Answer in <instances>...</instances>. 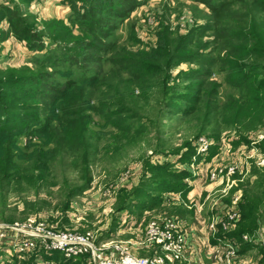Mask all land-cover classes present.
I'll use <instances>...</instances> for the list:
<instances>
[{
  "label": "rangeland",
  "instance_id": "374dc122",
  "mask_svg": "<svg viewBox=\"0 0 264 264\" xmlns=\"http://www.w3.org/2000/svg\"><path fill=\"white\" fill-rule=\"evenodd\" d=\"M239 1L228 6L229 0L205 4L196 0H0V92L15 80L25 95H31L18 101L29 108L39 105L29 113L44 122L55 90L73 84L85 91V113L90 117L89 182L80 180L81 162L75 163L76 171L66 156L55 160L44 183L20 184L13 174H0V228L35 222L58 233L92 232L100 244L131 240L135 235L119 226L115 234L109 232L114 219L129 218L132 214L125 211L130 210L143 214L145 210L131 205L152 192L149 184L158 182L159 174L195 170L193 158L188 161L200 140L214 146L213 155L218 154L214 163L223 165L215 168L228 171L234 166L232 179L260 183L264 124L252 131L229 124L241 107L238 104L248 102L246 89L235 83L232 63L240 61L244 65L240 68L246 69V62L252 61L240 60L241 46L231 40L232 28L249 31L253 26ZM210 5L220 11L214 12ZM87 9L97 21L95 35L79 22ZM202 27L207 28L205 33L184 53L176 51L180 39ZM130 62L142 63L146 77L135 76ZM192 92L200 97L198 104L190 103ZM8 102L16 105L14 98ZM100 104L107 110H92ZM108 111L115 119H126L131 131L114 127L106 117ZM29 136H34L31 130L18 137L19 143L25 145ZM2 139L12 166L34 165L31 154L27 162L16 161L15 145L9 144L16 135L5 133ZM214 181L221 183L222 177ZM218 189L212 195L219 196ZM150 213L143 214L146 220L134 227L143 239L155 217ZM263 226L264 216L258 232L244 235L243 241L264 250V242H257ZM229 227H235V222ZM6 235L0 264H91L85 256L67 258L53 252L45 259L36 251L17 252L16 242L24 237L11 229ZM234 245L242 246L237 241ZM259 256L256 250L248 257ZM262 260L264 264V254Z\"/></svg>",
  "mask_w": 264,
  "mask_h": 264
},
{
  "label": "trees",
  "instance_id": "16d2710c",
  "mask_svg": "<svg viewBox=\"0 0 264 264\" xmlns=\"http://www.w3.org/2000/svg\"><path fill=\"white\" fill-rule=\"evenodd\" d=\"M202 3H210L216 0H196ZM236 0H229L228 6H234ZM242 3V10H246L249 16V23L252 24L251 29L246 31L239 26L232 28V42L240 44V48L243 51V57L240 60H252L246 62V69H241L244 66L240 61H234L232 63V69L235 73V83L246 89L248 95L247 104H238V111L235 114L233 120H230L233 127L237 125L242 126L243 130H254V127L262 126L264 124V24H261L257 17L263 16L264 18V0H240ZM212 6V5H210ZM224 6V5H222ZM227 6V5H226ZM224 6V7H226ZM214 12L220 11L219 7L212 6ZM88 10V9H87ZM115 11V10H114ZM80 18L79 22H84L87 29L94 35L97 27V21L92 11H87L86 16ZM100 24H98L99 26ZM206 27L198 31L193 30L189 36H186L179 40L177 52L184 53L188 46L193 44L194 39L200 38L205 33ZM236 60H238L236 58ZM131 69L135 76L146 77V71H144V65L142 63L130 62ZM73 84H67L62 90H55V96L50 98V105L47 109V116L44 122H41L29 110H38L39 105H34L31 108L29 106L24 107L18 100L30 99L31 95H25L21 86L18 83L15 84V80L10 84L5 85L3 91L0 92V174H13V178L20 184H38L44 183L50 178L51 165L55 163L59 157H68L69 161H72L73 168L77 169L75 163L81 162L83 168L80 170L83 174L80 176V180L88 181L89 175V158H88V120L90 117L86 115L85 109L87 105V97L85 91L81 88H73ZM8 89V93H6ZM39 89V87H37ZM190 103L198 104L200 97L195 95L194 92L190 93ZM188 97V96H187ZM14 98L15 104L8 102V100ZM180 100H186L184 97H180ZM93 111H100L101 113L107 110L105 104H100L98 109L93 108ZM241 111V113H239ZM106 117L112 122V125L117 129L130 132V125L125 119H115L111 112H106ZM245 114V115H239ZM239 115V116H238ZM255 120V125L252 126V121ZM248 121V122H247ZM245 122H247L245 124ZM32 131L34 136H29L26 139L25 145H21L18 141V137L27 131ZM136 133H141L142 130L138 129ZM7 133L8 136L16 135V141L10 139L16 149V161L22 160L27 162L30 158V154L33 155L30 162L34 165H24L23 163L12 166L10 162L11 156H9L6 150V143L3 141V135ZM16 142V143H15ZM216 151V150H215ZM264 152V151H263ZM195 156V149L190 153L188 162L192 161ZM43 160V161H42ZM42 161V162H41ZM158 182H151L149 186H152V192L142 195V199L137 202L136 206L140 210L161 208L163 205L162 195L168 192H178L181 195L185 194L189 190L188 181L193 177L188 171H182L180 173L174 171H164ZM29 177V178H28ZM264 177V173L260 175V179ZM156 178V177H155ZM155 180V179H154ZM34 187V185H31ZM239 187L243 194L238 205L240 216L235 221V229L228 233L229 237H232L240 243L242 246L248 245L243 241L244 235L253 236L260 229V220L264 216V179L258 184H250L242 182ZM77 190V189H76ZM75 191V189H74ZM71 192L70 194L74 193ZM146 192V189H145ZM70 196V195H69ZM148 200L149 203H145ZM137 208V209H138ZM166 209L164 207L161 210ZM170 212V211H169ZM173 212V211H171ZM165 217H177L173 216ZM231 228V227H230ZM250 247L252 245H249ZM246 247V246H245ZM264 252V250L262 249ZM54 256H61L60 253H53ZM45 259H50V255L44 254ZM54 258V257H53Z\"/></svg>",
  "mask_w": 264,
  "mask_h": 264
},
{
  "label": "crops",
  "instance_id": "0c3cea01",
  "mask_svg": "<svg viewBox=\"0 0 264 264\" xmlns=\"http://www.w3.org/2000/svg\"><path fill=\"white\" fill-rule=\"evenodd\" d=\"M212 149H214V146L211 147V150L203 159L198 158V161L192 162L191 165H196V169H191L192 171L189 172L193 178L188 181L189 190L185 196L178 192L164 193L162 195L164 200L162 207L166 209L161 210V207L150 210L147 208L143 214L145 215L151 211L150 214L155 216L151 219L173 216L174 214L178 216L181 227L187 233L188 249L185 253L184 261L174 264H263L262 257L264 252H262V248L254 245L251 247L245 245L246 247L241 246V248L235 249V240L228 236V233L235 228L223 225L224 221L226 222L227 215L234 211H239L238 205L243 194L239 185L242 182L236 178L232 179L230 176H226L227 179L222 178L223 182L221 181V183L213 182L210 171L217 166L223 165L214 163L218 154L213 155ZM209 180L213 183H210ZM217 187H219L218 191L221 194L216 197V195L212 194ZM131 207L138 208L136 204L131 205ZM125 212L132 215L127 219L115 218V223L112 227L115 232H113L112 228V231L109 232L115 234L117 226H119V229L123 228L128 234L135 235L131 240L118 242L130 244L131 251L140 257H151L155 250L144 245V234L139 236L137 229L134 228L137 227V221L146 220L145 216L140 211L135 213L137 212L136 210ZM205 214H208V218L205 217ZM214 222H218L215 231L211 228V224ZM134 239L137 240L133 241ZM234 249L235 254H233ZM256 250L260 254L256 260L248 257Z\"/></svg>",
  "mask_w": 264,
  "mask_h": 264
},
{
  "label": "built area",
  "instance_id": "2783aa9c",
  "mask_svg": "<svg viewBox=\"0 0 264 264\" xmlns=\"http://www.w3.org/2000/svg\"><path fill=\"white\" fill-rule=\"evenodd\" d=\"M261 139L264 137L261 136ZM212 145L205 140H200L196 145L193 161L203 159L209 153ZM226 176L235 175L237 168H227ZM222 168H214L211 172L212 179L224 177ZM239 211L227 215L228 221L224 226H229L239 218ZM218 222L211 224L212 230H216ZM11 229L17 235H22V241L16 242V251H36V254L58 252L67 258L87 257L91 264H174L185 258L187 251V234L176 217H162L151 219L146 226L144 245L155 250L151 257H140L131 251L128 243L110 242L98 243V236L92 232L84 235L72 233H58L49 230L44 224L35 222L27 225L16 224L13 227L0 228V253L6 240V230ZM264 242V226L259 234ZM259 237L256 239L258 240ZM247 239V236L244 237ZM264 245V244H263ZM236 249V248H235ZM235 249L233 254H235Z\"/></svg>",
  "mask_w": 264,
  "mask_h": 264
}]
</instances>
